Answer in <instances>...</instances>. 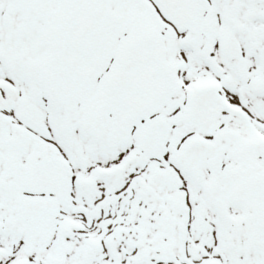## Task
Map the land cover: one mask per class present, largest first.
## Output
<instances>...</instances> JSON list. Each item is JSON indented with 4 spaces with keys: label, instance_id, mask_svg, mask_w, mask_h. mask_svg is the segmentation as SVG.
Returning a JSON list of instances; mask_svg holds the SVG:
<instances>
[{
    "label": "snow or ice",
    "instance_id": "obj_1",
    "mask_svg": "<svg viewBox=\"0 0 264 264\" xmlns=\"http://www.w3.org/2000/svg\"><path fill=\"white\" fill-rule=\"evenodd\" d=\"M0 264H264V0H0Z\"/></svg>",
    "mask_w": 264,
    "mask_h": 264
}]
</instances>
